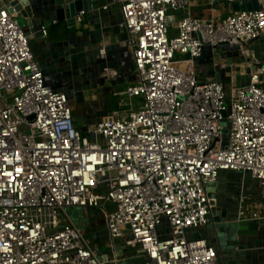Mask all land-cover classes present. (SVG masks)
I'll return each instance as SVG.
<instances>
[{
  "label": "built area",
  "instance_id": "built-area-1",
  "mask_svg": "<svg viewBox=\"0 0 264 264\" xmlns=\"http://www.w3.org/2000/svg\"><path fill=\"white\" fill-rule=\"evenodd\" d=\"M237 1L246 0H226ZM257 2L220 20L187 13L172 22L191 0H111L104 8L119 4L137 73L125 93L142 104L83 134L68 94L46 84L16 11L0 0V264H122L113 239L125 234L141 264H218L217 247L189 234L212 222L208 184L235 171L264 188V59L249 46L264 34ZM206 45L235 46L246 81L201 78L195 60ZM244 202L238 218L264 229V198L250 212ZM72 208L104 210L112 257L99 258Z\"/></svg>",
  "mask_w": 264,
  "mask_h": 264
},
{
  "label": "crops",
  "instance_id": "crops-1",
  "mask_svg": "<svg viewBox=\"0 0 264 264\" xmlns=\"http://www.w3.org/2000/svg\"><path fill=\"white\" fill-rule=\"evenodd\" d=\"M33 2L37 20L27 33L32 51L40 64L46 84L68 94L77 129L83 134H89L107 112L137 108V103L133 105L131 100L123 98L128 96L126 88L137 82V73L129 44L130 34L121 26L119 4L104 8L111 0H97L96 7L86 8L82 20L76 19L73 23L56 19L52 10L53 0ZM230 11L232 7L226 0H217L213 4L211 0H191L185 9L174 12L173 19L177 22L190 13L203 19L214 17L220 20ZM42 25L46 26L47 36L42 33ZM176 31L173 25L172 34H176ZM249 46L257 56L264 59V34ZM243 61L244 57L235 46L211 48L206 45L202 55L195 60V69L201 78H213L229 85L233 80L240 83L247 79L241 73ZM219 64H227V68L222 69ZM227 180L234 181L232 189H229ZM218 182L220 188L217 195L224 212L229 210L237 215L241 196L245 197L243 208L247 212L255 207L260 197L264 198L263 192H259L260 184L248 173L223 171ZM241 188L244 192H240ZM113 207L111 203L110 208ZM88 210L94 208H78V213L84 219V213ZM260 228L261 233L244 237L242 242L238 238L236 248L227 253L228 264L234 261L236 264H264V229ZM189 234L203 237L207 235V229L192 230ZM207 237L215 245L212 238L209 235ZM103 252L108 254L106 250ZM121 256L124 259L122 264H128L127 261L132 258L129 252Z\"/></svg>",
  "mask_w": 264,
  "mask_h": 264
},
{
  "label": "water",
  "instance_id": "water-1",
  "mask_svg": "<svg viewBox=\"0 0 264 264\" xmlns=\"http://www.w3.org/2000/svg\"><path fill=\"white\" fill-rule=\"evenodd\" d=\"M4 2L7 6L12 7L11 11H16L24 31L29 33L37 20L35 14L36 6L33 0H4ZM96 5L97 0H53L52 10L58 21L68 20L74 23L76 15L80 11L96 7ZM229 5H231L232 11L257 9L259 7L257 0L237 1ZM171 21H174L172 17ZM185 56L189 57V54ZM32 117L31 115L28 118L32 119ZM219 188L218 180L208 184L207 190L211 195L212 222L205 227L207 235L201 238L208 239V235L212 238L219 252L218 264H226V255L229 250L236 248L239 243L238 238L242 242L244 237H251L261 233V228L256 221L239 219L237 215L229 210L224 212L217 195ZM95 247H97L99 258L106 261L107 256L99 244L95 243Z\"/></svg>",
  "mask_w": 264,
  "mask_h": 264
},
{
  "label": "rangeland",
  "instance_id": "rangeland-1",
  "mask_svg": "<svg viewBox=\"0 0 264 264\" xmlns=\"http://www.w3.org/2000/svg\"><path fill=\"white\" fill-rule=\"evenodd\" d=\"M123 98L131 100L133 105H135L137 103L136 104L137 107L140 106V104H142V98L141 97L130 98V97L125 95V96H123ZM108 113H111V111L107 112L106 115ZM245 177L247 178V176H245ZM227 181H228L227 184L229 186V189H232V187L235 186L234 181L233 180H227ZM100 190L102 193L105 192L104 187H102ZM259 192H263V194H264V188L260 187ZM106 203H107L106 204L107 210H113L114 209V207L110 208V205H111L110 202H106ZM71 212H72L73 217L76 220L77 224L80 226H83V231H84L85 236L92 238L93 240H96L97 242H99L97 244H99V246L102 248V250H106L108 255L112 257L114 254L112 251V246H111L112 241L109 238L110 236H109L108 231H107V222H106V215H105L104 210L102 208H96L94 210L85 211L84 219L82 218L80 213H78V209L72 208ZM126 239H127V234H125L124 236H122L120 238L113 239V244H114V248L116 249V251L118 253L123 251L122 252L123 254L125 252L126 253L129 252L131 255L137 254V252H138L137 246L136 245L126 246ZM108 244H109V246H108ZM233 250L234 249H232L231 251H233ZM236 255H237V253H236ZM226 257H227V261H228V255H226ZM121 258L123 259L122 256H121ZM127 263L128 264H141V259L136 257V255H135V257H132L131 259H129L127 261ZM236 263H237L236 261H234V263L232 262V264H236ZM226 264H228V263L226 262Z\"/></svg>",
  "mask_w": 264,
  "mask_h": 264
},
{
  "label": "flooded vegetation",
  "instance_id": "flooded-vegetation-1",
  "mask_svg": "<svg viewBox=\"0 0 264 264\" xmlns=\"http://www.w3.org/2000/svg\"><path fill=\"white\" fill-rule=\"evenodd\" d=\"M109 238H110V237H109ZM90 239L92 240V242L94 241L93 243H96V240H93L92 238H90Z\"/></svg>",
  "mask_w": 264,
  "mask_h": 264
}]
</instances>
